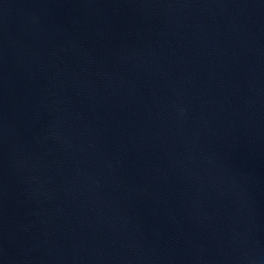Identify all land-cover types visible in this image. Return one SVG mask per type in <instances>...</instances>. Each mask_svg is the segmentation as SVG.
<instances>
[{
  "label": "water",
  "instance_id": "obj_1",
  "mask_svg": "<svg viewBox=\"0 0 264 264\" xmlns=\"http://www.w3.org/2000/svg\"><path fill=\"white\" fill-rule=\"evenodd\" d=\"M0 264H264V0H0Z\"/></svg>",
  "mask_w": 264,
  "mask_h": 264
}]
</instances>
